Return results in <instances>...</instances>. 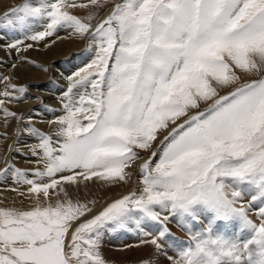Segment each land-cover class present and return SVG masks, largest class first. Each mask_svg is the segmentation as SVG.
Returning <instances> with one entry per match:
<instances>
[{"label":"snow or ice","instance_id":"snow-or-ice-1","mask_svg":"<svg viewBox=\"0 0 264 264\" xmlns=\"http://www.w3.org/2000/svg\"><path fill=\"white\" fill-rule=\"evenodd\" d=\"M3 37L44 72L22 53L76 38L89 59L51 121L0 76V186L21 198L0 206V264H110L124 234L151 249L140 264H264V0H21ZM134 176L103 205L74 195Z\"/></svg>","mask_w":264,"mask_h":264},{"label":"rangeland","instance_id":"rangeland-1","mask_svg":"<svg viewBox=\"0 0 264 264\" xmlns=\"http://www.w3.org/2000/svg\"><path fill=\"white\" fill-rule=\"evenodd\" d=\"M9 1H7V0L5 1L4 5L2 6L1 14L4 13L5 11L9 10L12 6H15V5H18L21 3V0H9ZM106 11H107V9H104L103 11L100 12V15L102 16L104 14V12H106ZM78 14L83 16V15H86L87 12H86V10H78ZM71 41H77V39L67 40V43H69ZM79 41H78L79 46H77V48L74 50L72 49L71 53L68 54V57L72 58L74 56L72 58V60H73L72 62H76V64L78 62L80 65L81 63L84 64L89 59V57L85 54V51H84L86 48L85 42L81 41V40H79ZM40 50H41V45L38 44V45H36V47L34 49L28 50V52L40 51ZM29 60H31V59H29ZM64 60H66V59H63V61ZM72 62H71V64L73 65ZM4 63H5L4 60L0 57V66L4 65ZM72 67L73 66H71V68ZM4 68H7V67L5 66ZM4 68H2V69H4ZM74 69L76 70L75 67H74ZM65 71L66 70H64V72ZM73 72H74V70H73ZM0 76H10V75H4V73L0 72ZM11 77H12L13 81L15 79L14 82H16L18 84H22V85L27 84L30 89L34 88L37 91H39V90L41 91V89L44 90V88L48 89L47 87L49 85L51 92L50 93L45 92L44 94H41L43 96V98H42L43 101L47 100V98H48V96H47V98H45L44 95H50L52 97H54V95H55L52 93L53 89L51 88V84L52 85L54 84L53 85L54 88H56L57 85L60 86L61 88H63V87L67 88L68 83H69L68 79L66 80L65 86H63L61 83L59 84L58 82L52 83L53 78L51 76L48 79L43 78V77H40V78L36 77L35 79H26V80H22L21 78L19 79L17 77L15 78L13 76H11ZM36 95H38V94H36ZM61 96H62V94H61ZM57 97L58 96L55 95L54 98L56 99ZM37 103H39V106H37L36 108L38 110H40V112L42 113V116L50 117L51 114L52 115L54 114L51 112H50L51 114H49V113L47 114L46 111H43V109L41 108L40 102L37 101ZM58 105L61 107L60 102H58ZM47 107L57 110V108H55L54 105L52 106V104H47ZM28 110L29 109H20L17 112L21 113V114H27ZM56 112H57V114L58 113H60V115L62 114V112H59V109ZM52 120H54L53 116H52ZM0 122H1L0 123V132H7L10 137L14 138L13 134L15 131V128H14L15 122H14L13 127H9L10 131L2 127L5 125L3 123V119L0 118ZM5 126H7V125H5ZM36 126L40 127L43 131H46V132L51 131V128L55 127L54 125H52L51 127L39 126L37 123H36ZM7 142L11 144V140H9ZM3 143L6 145L5 142L0 141V154H3V150H4V146H5V145L3 146ZM145 155H147V154H145ZM18 158H20L21 161L24 162V164H25V165L24 164H22V165L17 164L19 167L32 168L31 165L25 163L24 158H22V157H18ZM12 186H11V183L7 186H0V206H17V207L21 206V204H20L21 198L18 197L14 192H11L8 190ZM134 189H136L135 176H134L133 182L128 184V185L121 184V185H113V186H99L96 184H92L88 188L84 189L81 193H75L74 195L80 196V197L85 198V199H95V200H97L98 205H103V204H106L108 202H111L112 200H114L116 198H119L123 194H127L129 192V190H134ZM106 200L107 201L109 200V201L106 202ZM24 206H28L27 201L24 202ZM172 229L182 239H185V240L187 239L186 234L182 230H180L175 225V223L172 224ZM136 243H137V239L134 236L127 235V234L115 236L113 238H110L108 240V242L106 243L105 248H104V255L109 260L110 264H140L141 260L148 256L151 249L147 248V247H141V248H126L125 247L128 244L134 245ZM114 252H116V253H114Z\"/></svg>","mask_w":264,"mask_h":264},{"label":"bare ground","instance_id":"bare-ground-1","mask_svg":"<svg viewBox=\"0 0 264 264\" xmlns=\"http://www.w3.org/2000/svg\"><path fill=\"white\" fill-rule=\"evenodd\" d=\"M5 1L6 0H0V14L2 11V6L4 5ZM7 1H9V0H7ZM60 36L64 37V36H66V33L61 32ZM73 39H76V38H73ZM67 40H71V39H67ZM67 40L66 39L58 40L57 43L50 49L45 48L41 45L40 51H31V52L27 51L25 53H22V55L26 56L27 58H29L31 60H36L37 63L43 64L44 66L49 67L51 69L49 72H44L42 69L37 68L30 63H24V62L18 61L16 54L14 52L10 53L8 51V49L5 47V45L9 41V37L0 38V57L5 62L4 65L0 66V72L4 73V75H10V76H13L15 78L17 77L19 79L21 78L22 80L35 79L36 77H39V78L43 77V78L48 79L51 76L53 78L52 80L54 82H58L59 84L61 83L63 86H65L67 78L69 76H71L76 70H78L79 67L84 66V64L81 62H80L81 63L80 65L78 62H77V64H76V62H72L73 61L72 58L74 56L72 58L68 57V54L71 53L72 49L74 50L77 48V46H79L78 45L79 39H77V41H71L69 43H67ZM63 59H66V60L63 61ZM71 62L73 63V65L71 64ZM12 64H16L17 67L12 68L11 67ZM5 66L7 68H4ZM71 66H73V67L71 68ZM74 67L76 68V70L74 69ZM2 68H4V69H2ZM64 70H66V71L64 72ZM73 70H74V72H73ZM14 81H15V79H14ZM53 85L51 84V88L53 89L52 93L58 97L55 99L54 98L55 95H54V97H52L50 95H44L45 98H47V96H48V98H47V100H45L43 102H44V105H46V106H47V104H52V106L54 105L55 108H57V111L59 109V112H61L60 111L61 107L58 105V102H60L61 94H63V92L66 88H64V87L61 88L58 85L56 86V88H54ZM47 88L48 89L44 88V90L41 89V91L40 90L37 91L34 88L30 89L31 97L29 99H27L24 103L13 105V109L15 111H18L20 109H29V110L35 109L37 106H39V103H37V100H35L34 98L37 97L38 95L41 98H43V96L41 94H44L45 92L50 93L51 91H50L49 85ZM36 94H38V95H36ZM29 110H28V112H29ZM46 113L51 114L50 112H46ZM58 115H60V113L57 114V112H55L53 115L51 114L50 117L42 116V119L44 121H51L52 116H53V119H55L56 116H58ZM36 123L39 126L50 127L47 123H40V118H36ZM13 125H14V122H13ZM2 127L9 130L8 126L4 125ZM5 143L7 145L8 142H5ZM8 144H10V143H8ZM4 145L5 144L3 143V146ZM16 163L19 165L24 164V162H22L20 158H17ZM29 165H31V164H29ZM31 166L33 167V165H31ZM11 186H12V184H11ZM108 201L106 200V202H108ZM114 253H116V252H114Z\"/></svg>","mask_w":264,"mask_h":264}]
</instances>
